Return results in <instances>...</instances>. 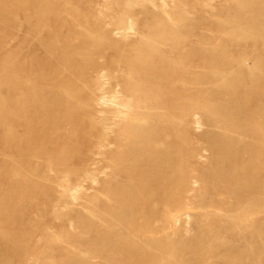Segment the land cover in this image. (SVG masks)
Wrapping results in <instances>:
<instances>
[{
    "label": "rangeland",
    "instance_id": "374dc122",
    "mask_svg": "<svg viewBox=\"0 0 264 264\" xmlns=\"http://www.w3.org/2000/svg\"><path fill=\"white\" fill-rule=\"evenodd\" d=\"M130 1L0 0V264H264V0Z\"/></svg>",
    "mask_w": 264,
    "mask_h": 264
},
{
    "label": "bare ground",
    "instance_id": "6f19581e",
    "mask_svg": "<svg viewBox=\"0 0 264 264\" xmlns=\"http://www.w3.org/2000/svg\"><path fill=\"white\" fill-rule=\"evenodd\" d=\"M130 1V0H129ZM136 1H138V0H136ZM149 1V0H148ZM126 2V1H125ZM125 2H123V3H125ZM131 2V1H130ZM164 2V1H163ZM127 3V2H126ZM130 4V3H129ZM214 9V8H213ZM114 21H115V23H117V24H128V20H127V18H126V16H125V12L124 13H121V14H119V15H116L115 17H114ZM129 25V24H128ZM130 26V25H129ZM129 28V27H128ZM131 28V27H130ZM129 28V29H130ZM126 29H127V27H126ZM117 30V29H116ZM120 31V30H119ZM157 53V54H160V52L159 51H152L151 53ZM161 55V54H160ZM102 72V71H101ZM115 91V90H114ZM107 95V94H106ZM114 95V94H113ZM102 96H103V94H102ZM101 97V96H100ZM112 97V96H111ZM107 98V97H106ZM105 98V99H106ZM109 98V97H108ZM114 98V97H113ZM102 100V99H101ZM101 100H99L98 99V101H100V102H102V103H104L103 101H101ZM107 101V100H106ZM110 102H114L113 100L112 101H110ZM104 105V104H103ZM120 105V104H119ZM117 106V105H116ZM116 110V109H115ZM100 147V146H99ZM87 174H88V172H87ZM91 178V177H90ZM75 186V185H74ZM73 192V191H72ZM74 194V193H73ZM71 197H75V195H73V196H71ZM61 208H62V206H61ZM82 262V261H81ZM84 262V261H83ZM79 264H80V262H78Z\"/></svg>",
    "mask_w": 264,
    "mask_h": 264
}]
</instances>
